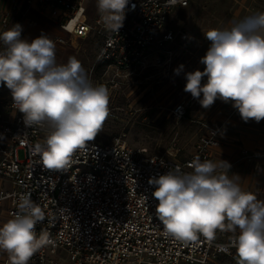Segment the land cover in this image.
<instances>
[{"label":"built area","instance_id":"1","mask_svg":"<svg viewBox=\"0 0 264 264\" xmlns=\"http://www.w3.org/2000/svg\"><path fill=\"white\" fill-rule=\"evenodd\" d=\"M3 1L10 2L12 11H0V32L19 23L25 38L28 15L36 12L61 27L65 36L57 37L55 43L63 49L75 48V39L94 34L102 41L96 63L117 77L146 69L152 55L158 53L159 58L168 45L185 41V33L177 34L167 26L177 9L193 2L181 0L173 5L170 0H129L123 27L116 32L107 30L100 16L94 26L89 25L84 0ZM196 102L191 96L176 105L171 111L174 121L186 118ZM239 118L234 108L223 123L203 124L196 151L185 161L175 143L163 154H154L146 148L134 150L118 137L108 144L89 141L74 154L68 168L49 170L33 152L49 129L26 127L10 90L0 86V215L12 219L19 211L20 194L28 192L44 212L45 219L36 231L46 232L52 242L38 250L29 264H63L60 250L69 257L66 264H222L221 257H230L236 250L230 243L233 237L221 241L217 231L211 242L201 236L187 245L166 237L156 217L155 186L148 180L171 168L192 172L189 165L197 157L219 163L221 149L230 143L229 122ZM20 151L25 154L23 160ZM240 155L252 159L247 149L240 150ZM3 264H9V259Z\"/></svg>","mask_w":264,"mask_h":264},{"label":"clouds","instance_id":"2","mask_svg":"<svg viewBox=\"0 0 264 264\" xmlns=\"http://www.w3.org/2000/svg\"><path fill=\"white\" fill-rule=\"evenodd\" d=\"M170 2L176 5L181 0ZM128 4L129 0H96L107 30L118 32L123 27ZM22 31L16 23L0 32L4 45L0 86L10 90L26 127L49 129L43 142L33 147L39 163L45 169L63 170L102 131L110 93L106 86L92 84L75 56L58 64L56 45L48 35L29 40ZM204 35L211 41L199 61L204 70L185 73L184 91L204 109L220 99L232 102L246 123L264 120V12ZM183 70L181 64L174 73ZM189 166L192 172L171 168L148 180L155 186L152 196L158 201L156 217L163 234L187 245L201 236L211 242L217 231L231 232L237 264H264V200L244 191L238 175H228L231 164L227 161L197 157ZM17 207L18 213L0 226V251L8 254L9 264H28L52 241L46 232L37 234L36 226L45 215L30 192L20 194Z\"/></svg>","mask_w":264,"mask_h":264},{"label":"rangeland","instance_id":"3","mask_svg":"<svg viewBox=\"0 0 264 264\" xmlns=\"http://www.w3.org/2000/svg\"><path fill=\"white\" fill-rule=\"evenodd\" d=\"M256 12H264V0H194L188 8L177 9L167 26L177 34L185 33L188 38L185 41L178 39L175 44L168 45L161 51V57L156 59V53L154 61L146 69L125 77H117L114 72L107 71L105 65L96 63L95 49L100 43L97 36L85 42L75 39L74 49L58 46V64H65L69 57L75 56L82 63L92 84H102L109 90L108 116L102 131L94 140L108 144L122 137L134 150L146 148L154 154H163L175 143L181 149L182 161L192 157L204 131L203 124L223 123L234 107L232 102L226 103L217 99L210 108L204 109L197 100L186 118L174 121L171 116L173 108L191 97L190 93L184 91L185 73L197 69L204 70L205 66L199 61L211 44L204 33L210 29L231 28L244 17ZM89 16L88 14L87 17ZM42 21L49 24L44 34L53 41L57 36H65L59 31V27L45 19ZM181 64L184 65V70L176 75L174 69ZM204 82L206 80L202 79V83ZM234 120L236 119L229 123ZM259 123L264 129V120ZM238 128H233L230 124L227 131L229 145L234 146L232 154H228L230 160L226 159L227 153L224 150L227 146L221 149L218 159L232 163L228 175H238V183L244 191L254 193L259 200H264V148L252 150L244 147V143L239 139ZM243 148L252 155L251 160L239 155ZM19 158H25L23 151L19 152ZM6 204L3 208H6ZM8 220L0 215V226ZM233 236L231 232L218 231L221 241H227ZM59 255L64 258L63 264L69 262L65 251L60 250ZM8 259V254L0 251V264ZM237 259L235 250L232 256L221 257V262L237 264Z\"/></svg>","mask_w":264,"mask_h":264},{"label":"crops","instance_id":"4","mask_svg":"<svg viewBox=\"0 0 264 264\" xmlns=\"http://www.w3.org/2000/svg\"><path fill=\"white\" fill-rule=\"evenodd\" d=\"M85 1V6L87 8V13L90 15L89 17L88 14H86L85 16V20L89 25L94 26L96 19L100 16V13L97 10V5H96V0H84ZM0 11H4L5 13H8L10 11H12V5L10 4L9 1H3L0 3ZM44 20L45 18L42 17L41 15L37 14L36 12H31L28 15L27 21L25 23V27H24V31H25V38L31 40L34 39L38 36H40L41 34H44V30L46 28H49V24H45L42 20ZM45 21L59 27L58 24L51 22L47 19H45ZM61 27H59V31ZM58 37V36H57ZM56 37V38H57ZM91 37H95L96 36L94 34L90 35V37H88L87 39H83L81 41H86L88 39H90ZM55 38V40H56ZM97 39H99L97 37ZM54 40V43H55ZM100 43L98 45H96V49H95V57L98 53L99 47L101 45V39L98 40ZM57 43H55L56 45ZM58 46L56 45V48ZM78 48V47H77ZM74 49V48H71ZM156 55H152L150 57V63H152L155 59ZM157 59V57H156ZM263 121V120H261ZM248 123V125H246ZM244 122L241 117L238 120H234L233 122H231L230 124H232L233 128H238L240 129V140H242V142L244 143V147H248L252 150H256V149H263L264 148V129H262L263 127L260 126V123L255 122L254 120H250L249 122ZM260 126V127H259ZM234 146H230L227 145V148H224V150H226L225 152L228 154H232V148ZM223 152V151H222ZM225 152H223V154H226ZM226 155V159L230 160L229 155ZM240 155V152H239ZM231 156V155H230Z\"/></svg>","mask_w":264,"mask_h":264},{"label":"trees","instance_id":"5","mask_svg":"<svg viewBox=\"0 0 264 264\" xmlns=\"http://www.w3.org/2000/svg\"><path fill=\"white\" fill-rule=\"evenodd\" d=\"M193 2H194V0H193ZM192 3V2H191ZM98 142V141H97Z\"/></svg>","mask_w":264,"mask_h":264}]
</instances>
